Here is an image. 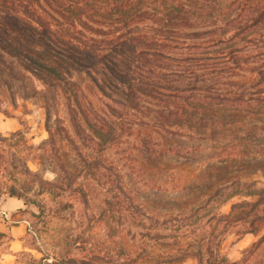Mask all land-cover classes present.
<instances>
[{
	"label": "trees",
	"instance_id": "trees-1",
	"mask_svg": "<svg viewBox=\"0 0 264 264\" xmlns=\"http://www.w3.org/2000/svg\"><path fill=\"white\" fill-rule=\"evenodd\" d=\"M89 90L107 105L104 115L86 104ZM20 94L44 107L47 144L56 116L70 148H92L70 154L74 169L97 171L110 204L141 221L150 218L110 169L108 151L144 104L155 103L157 124L190 137L156 150L143 137L145 152L158 162L176 158L205 168L203 175L158 178L157 193L177 198L207 187L163 226L179 231L193 264H251L258 256L264 236L233 262L222 243L236 226L241 234L264 231V188L236 176L250 162L264 165V141L239 156L225 136L215 144L204 137L215 135L214 114L264 118V0H0V106ZM7 141L0 136V148ZM77 191L88 204L89 190ZM140 241L139 254L158 245L146 236Z\"/></svg>",
	"mask_w": 264,
	"mask_h": 264
},
{
	"label": "rangeland",
	"instance_id": "rangeland-1",
	"mask_svg": "<svg viewBox=\"0 0 264 264\" xmlns=\"http://www.w3.org/2000/svg\"><path fill=\"white\" fill-rule=\"evenodd\" d=\"M36 85L39 89L45 88L42 80L36 79ZM85 101L93 109H102L100 112L104 115L107 105L91 90ZM144 105L143 113L121 133L118 142L109 147L108 162L122 186L134 190L140 199V213L150 218L145 221L110 204L112 195L103 186L97 171L74 169L70 154L92 148H70L64 142L61 120L56 116L50 122V128L56 134L51 144H47L50 141L49 126L41 104L32 98L24 99L20 94L16 101L9 100L0 106V136L8 138L3 144L6 146L0 148V208L9 198L24 202L20 215L28 227L25 239L28 250L22 255L24 263L193 264L186 244L176 237L179 231L172 225L163 224L173 219L181 208H189L192 202L202 198L207 187L193 190L188 194L192 197L185 193L174 198L171 193H157L160 191L157 179L172 172L203 175L205 168H200L197 161L186 164L176 158L158 162L155 155L145 152L143 137L151 139L149 147L156 150L165 144L182 145L190 136L185 130L164 129L155 120V103L148 101ZM211 119L215 135L211 136L210 132L204 137L210 144H215L221 135L225 136L234 147L231 151H237L241 156L255 150L254 144L264 141V118L214 114ZM79 144L87 145L82 140ZM255 163L250 162L244 173L236 176L244 174L247 176L245 181L256 182L262 189L264 165ZM217 177H213V182ZM228 177L222 175V179ZM82 186L89 190L88 204L77 191ZM239 200L235 198L232 202ZM231 204L223 210L230 212ZM150 231L152 235L148 236ZM144 236L150 240L149 244L153 240L158 243L152 254H139L138 247ZM263 236L264 231L241 234V229L236 226L224 238L222 251L230 261H237ZM251 264H264V245Z\"/></svg>",
	"mask_w": 264,
	"mask_h": 264
},
{
	"label": "crops",
	"instance_id": "crops-1",
	"mask_svg": "<svg viewBox=\"0 0 264 264\" xmlns=\"http://www.w3.org/2000/svg\"><path fill=\"white\" fill-rule=\"evenodd\" d=\"M24 202L18 198L4 200L0 208V264H27L22 261L28 250L25 239L28 227L20 219Z\"/></svg>",
	"mask_w": 264,
	"mask_h": 264
}]
</instances>
